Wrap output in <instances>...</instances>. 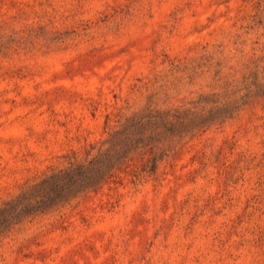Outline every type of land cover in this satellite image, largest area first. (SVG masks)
Masks as SVG:
<instances>
[{
	"label": "rangeland",
	"instance_id": "374dc122",
	"mask_svg": "<svg viewBox=\"0 0 264 264\" xmlns=\"http://www.w3.org/2000/svg\"><path fill=\"white\" fill-rule=\"evenodd\" d=\"M130 119L96 189L43 182ZM28 201L0 264H264V0H0V208Z\"/></svg>",
	"mask_w": 264,
	"mask_h": 264
},
{
	"label": "trees",
	"instance_id": "16d2710c",
	"mask_svg": "<svg viewBox=\"0 0 264 264\" xmlns=\"http://www.w3.org/2000/svg\"><path fill=\"white\" fill-rule=\"evenodd\" d=\"M155 119H161L158 122H162V119L164 120L165 117L161 115H157ZM136 119H130L128 121V124L120 130L115 132L111 139L110 143L112 141L111 145H114V148L111 151L109 150L106 154L100 155L98 158L90 161L87 165L85 164H80L77 166L71 165L70 168H68L66 171H59L56 173H53L50 175L46 180L43 182L47 183V181L50 183L51 181H57V182H62L67 179V177L70 178L71 175H73L75 172L79 175L80 178L78 183H83L85 186L83 187V191H85L88 188H97L101 182L104 180V178L109 175V173L116 167L117 165H121L126 157H118V147L120 145H123V147L127 146L126 141H129V136L132 134L133 130L132 128L134 127L133 122ZM144 122V117L140 118L138 121L135 122V125H143ZM157 122H151L147 123V125H155ZM114 143V144H113ZM150 149H154L152 146ZM121 160V161H120ZM89 167H92L90 169L93 170V173L90 177H84L83 174H89L88 169ZM70 183V180H67L64 184ZM22 198V199H21ZM20 198L21 201H27L25 199V196L22 195ZM19 199V198H18ZM13 203V202H12ZM22 204V202H21ZM31 205V202H27L21 209L17 211V209L13 208V204L7 203L3 208H0V234L6 232L12 225L16 224L18 222L19 216H21L23 213H26L27 207Z\"/></svg>",
	"mask_w": 264,
	"mask_h": 264
}]
</instances>
